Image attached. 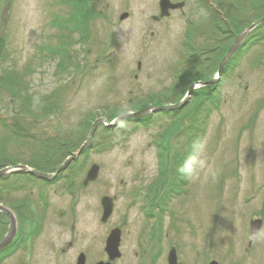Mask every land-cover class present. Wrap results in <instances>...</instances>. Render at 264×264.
<instances>
[{
  "label": "rangeland",
  "instance_id": "rangeland-1",
  "mask_svg": "<svg viewBox=\"0 0 264 264\" xmlns=\"http://www.w3.org/2000/svg\"><path fill=\"white\" fill-rule=\"evenodd\" d=\"M83 1L84 27L72 23L84 6L77 0H0V170L18 161L50 173L65 161L66 140L84 144L98 119L114 110L125 116L139 100L163 92L160 101L171 103L186 89L169 91L179 78L187 85L212 77L254 22L245 24L264 14V0H171L184 7L165 17L159 0ZM190 48L199 65L209 63L198 73ZM204 92L220 97L217 107L207 103L196 125L190 114L176 123L171 145L165 129L176 114L158 111L100 124L57 178L24 170L2 175L0 203L17 229L0 264H78L81 255L85 264L108 262L106 238L117 228L121 255L111 264H168L173 247L179 264H264V21L218 83L189 101ZM41 100L52 101L49 112ZM195 140L206 145L207 167L196 180L177 178L176 160ZM95 164L97 178L86 182ZM105 196L114 209L103 221ZM254 219L263 223L250 242ZM8 227L0 212V240Z\"/></svg>",
  "mask_w": 264,
  "mask_h": 264
},
{
  "label": "water",
  "instance_id": "water-1",
  "mask_svg": "<svg viewBox=\"0 0 264 264\" xmlns=\"http://www.w3.org/2000/svg\"><path fill=\"white\" fill-rule=\"evenodd\" d=\"M182 5H183L182 3L173 4V3H171L170 0H161L160 1V6H161V10H162L161 16L169 15V9L170 8H172V9L181 8ZM126 16H127V14H123L121 16V19L126 18ZM263 21H264V16L261 19L257 20L256 22H254L250 27L245 29L243 32L239 33L236 36L234 42L229 47L227 53L225 54V56L221 60L219 67H218V70H217V73L214 76V78H212L211 80L206 81V82H196V83L192 84L191 87L189 88L186 96L178 104L162 105V106H148V107H145L139 111L130 112L129 114H127L125 116H121L118 119L112 121L111 123H109L105 118L98 119L94 123V125L91 129V132H90V135H89L87 141L79 148V150L74 155L69 156L65 160V162L58 168V170L55 173H52V174L41 173V172H38V171L28 167V166L18 165L17 167L11 166V167H6V168L1 169L0 170V177L2 175H4L5 173L10 172V171L24 170L26 172H29L31 174H34V175L42 178V179L51 180V179L55 178L64 169H66V167L70 164V162L77 159V157L89 146V144L92 141V136H93L97 126L100 123H104L108 126H113L116 123H118L119 121H121L122 119H124L125 117L144 118V117H147L156 111L178 109L179 107H181L186 102V100L190 97V95L194 91V89H196L199 85H210V84H214L218 81V79L220 78L221 72H222L224 66L226 65V63L228 62L229 58L231 57V55L242 44V42L244 41L246 36L250 33V31L252 29H254L256 26H258L259 24H261ZM139 67H140V65H139ZM97 175H98V166L95 164L91 167L90 171L88 172L86 182L90 181V180H94L95 178H97ZM102 205L104 207V215L102 217V220L106 221L114 209L113 198H111L110 196L103 197ZM0 211L4 212L9 218L8 231L5 234L4 238L0 241V250H1L3 247L7 246L8 244H10L13 241V238L16 234V229H17L16 224L17 223H16V218H15L14 214L9 210V208L2 206L0 204ZM262 223H263L262 219H254L251 221L250 233H249L250 238H251L250 242H252V240L255 239L257 237V235L260 233L261 228H262ZM119 245H120V230L117 228V229H113L110 232V234L108 235L107 240H106L105 250L108 254L110 261L115 260L117 257H120L121 253L119 251ZM110 261H108V262L101 261L97 264H111ZM78 264H85L84 255L80 256V258L78 260ZM168 264H179L175 247H173L168 254ZM210 264H219V263L216 260H213L210 262Z\"/></svg>",
  "mask_w": 264,
  "mask_h": 264
},
{
  "label": "trees",
  "instance_id": "trees-1",
  "mask_svg": "<svg viewBox=\"0 0 264 264\" xmlns=\"http://www.w3.org/2000/svg\"><path fill=\"white\" fill-rule=\"evenodd\" d=\"M77 4H78V6H83L84 5V1L83 0H77ZM75 15H74V21L72 22V23H75L76 25H79V26H86V22H87V20H89V14H88V11H87V7H85V5L83 6V10H80V9H78V12H75L74 13ZM264 16V14L263 15H260V16H258V18L257 19H255V20H253V21H251L250 23H247V24H245V27H247V26H249L252 22H254V21H256V20H258V19H260L261 17H263ZM66 21V20H65ZM64 24H66V23H64ZM201 68H194L193 70H192V72L194 73H198V71L200 70ZM202 71H204L203 69H202ZM191 72V71H190ZM191 72V73H192ZM213 76V75H212ZM211 78V77H210ZM205 80H207V79H205ZM204 79H201V78H196V79H194V78H192V80L187 84V85H185L184 84V81H182L180 78H179V80L176 82V88L173 86L172 88H170V90L169 91H171V92H174V91H178V90H180V87H181V89H182V86L184 87H186V89H184V90H182L180 93L181 94H179V93H177V95H179V96H176V99L174 100V101H172L171 103H173V104H176V103H178V102H180V100L182 99V98H184L185 97V95H186V93H187V90L189 89V87H190V85H191V83H193V82H195V81H205ZM4 86H5V84H4ZM6 87V86H5ZM211 87H213V86H211ZM201 88H204V87H200V89ZM209 88V87H208ZM14 89V90H13ZM13 89H11V90H13L15 93H16V89L15 88H13ZM198 89H196L195 90V92L194 93H196V91H197ZM214 90L213 89H211V92H209V93H212ZM13 92V93H14ZM209 93H206V92H204V94H203V96H200V99L198 100V99H196L195 100V102H191V101H189V99L191 98V97H196V96H191L187 101H186V103L182 106V107H180V108H178V109H176V110H174V111H166V113H173V115H175L174 117H172V122L170 123V124H168V126H167V128L165 129L166 131H165V135H166V137H167V139H168V142L170 143V145H171V141H172V139L174 138V136H175V134H176V131L177 130H180L178 127H177V125H176V123H179V124H182V122H183V118L185 117V116H187V115H191V119H192V121L194 122V124L196 125V121L197 120H199V114L201 113V112H206L207 111V109H208V107H206V105H207V103H209V105H210V107H213V106H215V107H217V100L218 99H220V97L219 96H208L209 95ZM164 95V96H163ZM194 95V94H193ZM165 96H167V94H166V92H163L161 95H153V96H151V97H149V98H147V99H149V100H139L138 102H136L135 103V106L133 107V110H140V108L143 106H150V105H147L146 104V101H148V102H150L151 104H152V106H158V105H163V104H165L164 102H161L160 101V99L162 98V99H164L165 98ZM31 98V100L32 99H34V98H32V97H30ZM35 99H36V97H35ZM43 100V99H42ZM41 100V104H43V106H44V108L42 109V110H45V111H47V112H49L51 109H52V101H50V100H47L46 102H44V101H42ZM30 102V101H29ZM40 102V101H39ZM57 103V102H56ZM58 104V103H57ZM49 106V107H48ZM187 108H191V109H189L188 111H186V109ZM143 109V108H142ZM115 112L113 113V116L112 117H109V118H107V120L108 121H112L113 119H115V118H117V117H119V116H121L120 114H118L117 112H116V110H114ZM29 112V111H28ZM125 120V119H124ZM128 120V119H127ZM162 136H164V135H162ZM53 138L54 137H52L51 139H48L47 140V143L48 142H53L52 140H53ZM50 140V141H49ZM67 141V144H68V148L66 149V148H64V151L66 152L65 154H67V156L65 157V159L67 158V157H69V156H71V155H73L81 146H82V144H76V145H74V146H72V144L71 143H69L70 141H68V140H66ZM162 141V140H161ZM156 143H157V146H159V150H161V152H163V154H165V157H166V155H169V151H170V149L168 148V145L166 146V147H163V148H160V141L159 140H157L156 139ZM52 151V150H51ZM190 150H188V152H189ZM188 154V153H187ZM185 155L186 154H184L183 156L181 155L180 156V158H179V160H176V162L177 161H182L183 160V158L185 157ZM175 158L177 159V154L175 153ZM161 159H162V157H161ZM165 160H166V158H164ZM182 159V160H181ZM169 162H171L170 161V159H169ZM14 163V165L13 166H17V165H19V163H18V161L17 162H13ZM162 163V162H161ZM181 162H179L178 163V165L180 164ZM30 164V163H29ZM178 165L176 166V169H177V167H178ZM30 166L32 167V168H34V169H37V170H39V166L38 165H36V164H30ZM51 166V165H50ZM53 167V166H52ZM50 168V172L51 173H53V172H55L57 169H58V166H54L53 168ZM176 169H173V170H176ZM176 173H175V176L178 174L177 173V171H175ZM180 176H178L177 178H179Z\"/></svg>",
  "mask_w": 264,
  "mask_h": 264
},
{
  "label": "clouds",
  "instance_id": "clouds-1",
  "mask_svg": "<svg viewBox=\"0 0 264 264\" xmlns=\"http://www.w3.org/2000/svg\"><path fill=\"white\" fill-rule=\"evenodd\" d=\"M39 103L37 99L35 101ZM206 145L202 140H195L191 145V150L178 165L176 171L179 176L186 180H196L207 167L205 157Z\"/></svg>",
  "mask_w": 264,
  "mask_h": 264
},
{
  "label": "flooded vegetation",
  "instance_id": "flooded-vegetation-1",
  "mask_svg": "<svg viewBox=\"0 0 264 264\" xmlns=\"http://www.w3.org/2000/svg\"><path fill=\"white\" fill-rule=\"evenodd\" d=\"M175 2H177V1H175ZM183 2H184V1H183ZM183 7H184V6H183ZM183 7H182V8H183ZM159 9H160V8H159ZM154 18H155V17H154ZM156 19H158V18L156 17ZM189 27H193V25H190V24H189V26H188V28H187V31H188ZM192 29H193V28H192ZM208 48H209V47H206V49L203 50V52H204L205 54L209 53L212 49H217L216 46L211 47V48H210L211 50H208ZM190 51H191V53H192V56H191V57H193V59H194V61H195V68H206V67H208V66H207V65L209 64L208 61H206V64H205V65H199L198 62H199L202 58H199L198 55L195 54V53H196L195 50H193V49L190 48ZM210 54H212V53H210ZM195 55H196L197 58L195 57ZM205 57H206V56H205ZM196 59H197V61H196ZM219 62H220V61H219ZM201 63H202V62H201ZM218 65H219V63H218ZM218 65H217V67H218ZM13 239H14V238H13ZM14 241H15V240H13L12 242L14 243ZM12 242H11V243H12ZM12 245H13V244H12ZM9 246H10V244L7 245L6 247H3L1 250L5 249V248H7V247H9ZM1 250H0V251H1Z\"/></svg>",
  "mask_w": 264,
  "mask_h": 264
}]
</instances>
